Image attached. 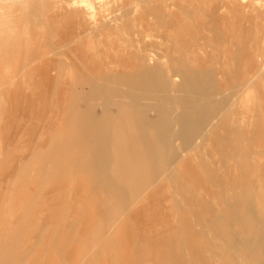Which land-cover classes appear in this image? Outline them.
I'll return each mask as SVG.
<instances>
[{
    "label": "rangeland",
    "instance_id": "1",
    "mask_svg": "<svg viewBox=\"0 0 264 264\" xmlns=\"http://www.w3.org/2000/svg\"><path fill=\"white\" fill-rule=\"evenodd\" d=\"M127 1L0 0V264H264V134L233 143L235 163L218 166L205 128L174 123L168 109L180 62L198 66V91L211 85L206 74L217 66L206 63H221L203 29L206 0ZM224 1L215 20L253 21V9L264 20V0ZM144 61L150 71L141 70ZM245 66L250 87L258 74L249 57ZM127 73L137 80L132 103L122 88ZM258 85L262 92L245 101L264 102V80ZM104 142L102 161L94 148ZM171 243L180 254L164 250Z\"/></svg>",
    "mask_w": 264,
    "mask_h": 264
},
{
    "label": "crops",
    "instance_id": "2",
    "mask_svg": "<svg viewBox=\"0 0 264 264\" xmlns=\"http://www.w3.org/2000/svg\"><path fill=\"white\" fill-rule=\"evenodd\" d=\"M194 1L196 0L191 1V4L192 3L198 4V0L197 2ZM205 3L207 4L205 6H208L206 11L208 16H207V20L205 21V25L203 26V29L205 30V36L208 40L207 44L208 45L210 44L208 49L212 54L215 53L216 56L218 55L221 57L220 60L221 63L219 62L206 63V69L216 64L217 66L216 68H214L215 72L213 69V71L212 70L207 71L206 74L207 75L206 78L210 79L211 85H207L206 87H204V89L203 87H200L204 91L201 90L198 91L197 85L195 84L196 78H198L199 76L198 66L196 64L185 65V64H181L180 62V66H177V68L173 69L174 73L171 76H174V78H181V81L179 82L181 84L179 86L178 84H176V86L175 85L173 86L174 87L173 93L175 94L174 101L172 103L173 107L169 106L168 109L175 110L176 113L174 112L175 114L173 119H175V122L177 124L182 125L187 123V125L189 126L199 125L201 128H205V131L207 130L206 131L207 134L205 133V136H209V138H211L212 140L211 159L215 163V165L223 166L225 164L224 161L227 158H229V162L234 159L233 161L235 163L237 155L233 153L234 151H236L233 143H237L239 148V143L246 142L249 139L245 137L246 135H251V134L258 135L260 138L262 135L261 130L259 131V129H262L263 119L260 118L264 117V103H262L261 100L258 102L256 101L247 102L245 101L246 98L244 95H246L247 93L260 94V92H262L259 89L260 87L258 83L263 81V77H264L262 73L263 71H261L264 68L263 59H262V57L264 56V21L261 19V17H259L260 14L259 15L256 14V12L259 13L256 9L255 10L253 9L250 11L251 13H248V14H252V17L253 14L257 16V17H253V21L238 20V21H227V23H225V21H221V19L215 20L214 13L215 12L220 13V10H222L227 3L225 4L224 0H221V2H219V0L218 1L206 0ZM168 6L169 8H171L170 5ZM125 26L126 29L130 31L132 24L131 23L129 24L126 21ZM129 35H131L130 32ZM251 56L252 59H250ZM246 57H249L250 63H254V72L257 73L259 76L258 78H260V80H256L254 82L255 85L247 87V89H246L247 85L244 84L246 82L245 77L247 76V75L244 76V72H246L245 70ZM126 67L127 69H130L129 66ZM141 67H142L141 70L144 71L149 66L148 65L146 66V63L144 61V64H142ZM148 70L150 71L151 69L148 68ZM168 76H170V74H168ZM235 76L237 77V80H234ZM125 77L126 78L123 80L125 82V86H122V88L123 89L125 88L124 92L126 93L127 101L130 100V102L132 103L134 87H135L134 74L127 73L125 74ZM131 79L133 81H131ZM186 79H190L191 81L193 79L194 82L188 84ZM215 79H217V81L218 79H220L221 84L219 83V81L218 84H216ZM224 82L226 84H224ZM143 86L144 84L140 86L142 90L139 92H142L144 94ZM183 86H185V88ZM182 87L183 89H181ZM202 92H205V95L208 96L206 97V100L204 102L201 101L202 102L201 103L198 100L199 96L197 95L198 93H202ZM164 93H169V91H166ZM182 94L183 95L186 94V95L183 96ZM235 95L238 96L236 97ZM214 97L217 99H214ZM197 102L198 105H196ZM217 102L220 104H218ZM189 108L191 110H189ZM205 110L208 111V113H206ZM199 112H201V114ZM205 115H207V117ZM194 119L196 120V122ZM256 122H260V123H256ZM177 140L182 141L181 138ZM227 142H229V145L227 144ZM259 142L261 143V141ZM226 144L227 146H225ZM226 147L227 150H230V153H227ZM259 148L261 147L259 146ZM177 153L178 151L174 152V165L178 163ZM186 162L190 163L189 165V167L191 168L190 173H195V170H193L194 162L191 159H188V161ZM175 166H178V164ZM181 166L182 164L180 163L179 168H181ZM248 172L253 173L254 171L247 170L246 173ZM166 238L168 239V237ZM163 247L164 250L171 249L174 250V252L177 254L181 253V246L179 244L173 245L171 243L169 246L166 247L163 246Z\"/></svg>",
    "mask_w": 264,
    "mask_h": 264
},
{
    "label": "bare ground",
    "instance_id": "3",
    "mask_svg": "<svg viewBox=\"0 0 264 264\" xmlns=\"http://www.w3.org/2000/svg\"><path fill=\"white\" fill-rule=\"evenodd\" d=\"M81 1H82V0H81ZM85 1H86V0H85ZM88 1H89V0H88ZM98 1H99V0H98ZM104 1H106V0H104ZM114 1H115V0H114ZM123 1H124V0H123ZM135 1H137V0H135ZM153 1H155V0H153ZM168 1H169V0H168ZM189 1H191V0H189ZM217 1H218V0H217ZM228 1H229V0H228ZM79 2H80V1H79ZM128 2H129V1H128ZM148 2H149V1H148ZM175 2H176V1H175ZM194 2H197V0L194 1ZM205 2H206V1H205ZM219 2H221V0H220ZM226 2H227V1H226ZM67 3H68V2H67ZM91 3H92V2H91ZM91 3H90V7H92V5H93V7H94V4L91 5ZM121 3H122V1H121ZM130 3H131V2H130ZM130 3H129V4H130ZM133 3H134V1H133ZM151 3H152V1H151ZM172 3H173V2H172ZM69 4L71 5V3H68V5H69ZM122 4H123V3H122ZM211 4H212V3H211ZM230 4H231V3H230ZM83 5H84V4H83ZM83 5H82V6H83ZM85 5H86V4H85ZM110 5H111V4H110ZM114 5H115V4H114ZM117 5H118V3H117ZM192 5H193V3H192ZM200 5H201V4H200ZM204 5H207V4L204 3ZM80 6H81V5H80ZM87 6H88V3H87ZM108 6H109V5H108ZM111 6H112V5H111ZM120 6H121V5H120ZM123 6H124V5H123ZM123 6H121V7H123ZM125 6H126V5H125ZM193 6H195V5H193ZM229 6H230V5H229ZM69 7H70V6H69ZM85 7H86V6H85ZM85 7H84V8H85ZM127 7H128V5H127ZM146 7H147V6H146ZM166 7H167V6H166ZM188 7H189V6H187V8H188ZM200 7H201V6H200ZM207 7H208V6H207ZM115 8H116V7H115ZM117 8H118V6H117ZM119 8H120V7H119ZM123 8H124V7H123ZM174 8H176V7H174ZM195 8H196V7H195ZM198 8H199V7H198ZM215 8H217V7H215ZM92 9H93V8H92ZM167 9H168V8H167ZM90 10H91V9H90ZM94 10H95V9H94ZM99 10H100V9H99ZM209 11H210V10H209ZM212 11H213V10H212ZM220 11H221V10H220ZM72 12H73V11H72ZM79 12H80V11H79ZM86 12H87V11H86ZM93 12H96V11H93ZM105 12H106V11H105ZM139 12H140V11H139ZM187 12H188V11H187ZM214 12H215V11H214ZM226 12H227V11H226ZM228 12H229V11H228ZM90 13H91V12H90ZM101 13H102V12H101ZM136 13H137V12H136ZM81 14H82V13H81ZM91 14H92V13H91ZM104 14H105V13H104ZM119 14H120V13H119ZM166 14H167V12H166ZM194 14H195V13H194ZM263 14H264V13H263ZM106 15H108V14L106 13ZM135 15H136V14H135ZM135 15H134V16H135ZM138 15H139V14H138ZM227 15H228V14H227ZM113 16H114V15H113ZM120 16H121V15H120ZM80 17H82V16H80ZM83 17H85V16H83ZM94 17H97V16L95 15ZM108 17H109V16H108ZM110 17H111V16H110ZM135 17H136V16H135ZM253 17H255V16H253ZM259 17H260V16H259ZM139 18H140V17H139ZM199 18H200V17H199ZM78 19H79V18H78ZM103 19H104V18H103ZM200 19H201V18H200ZM200 19H199V20H200ZM80 20H81V22H82V18H81ZM85 20H87V19H85ZM85 20L83 19V24H82V26H81L82 28H83L84 26L87 25V24L85 25V23H84ZM106 20H107V19H106ZM106 20H105V21H106ZM73 21H74V20H73ZM75 21H76V20H75ZM75 21H74L75 24L72 22V25H73V24L76 25V22H75ZM77 21H78V20H77ZM105 21H104V22H105ZM174 21H175V20H174ZM212 21H213V20H212ZM255 21H256V20H255ZM255 21H254V22H255ZM263 21H264V20H263ZM81 22H80V24H81ZM104 22H103V23H104ZM168 22H169V20H168ZM171 22H172V20H171ZM171 22H170V23H171ZM201 22H202V21H201ZM77 23H78V22H77ZM172 23H173V22H172ZM78 24H79V23H78ZM78 24H77V25H78ZM88 24H89V23H88ZM213 24H214V22H213ZM70 25H71V24H70ZM105 25H106V24H105ZM110 25H111V24H110ZM173 25H174V24H172V27H173ZM95 26H96V25H95ZM95 26H94V27H95ZM98 26H99V25H98ZM98 26H96L95 28H97ZM176 26H177V25H176ZM69 27H70V26H69ZM88 27H89V26H87V29H88ZM172 27H170V28L172 29ZM72 28H73V26H72ZM75 28H76V27H75ZM89 28H91V27H89ZM197 28H198V27H197ZM225 28H226V27H225ZM66 29H67V28H66ZM85 29H86V28H85ZM92 29H93V28H92ZM107 29H108V28H107ZM109 29H110V28H109ZM182 29H183V28H182ZM89 30H90V29H89ZM69 31H70V30H69ZM78 31H81V28H80V30L78 29ZM188 31H189V30H188ZM73 32H75V31H73ZM73 32L71 31L70 33H73ZM81 32H82V31H81ZM94 32H95V31H94ZM112 33H113V32H112ZM171 33H172V32H171ZM200 33H202V32H200ZM65 34H66V33H65ZM173 34H174V33H173ZM173 34H172V35H173ZM224 34H225V33H224ZM69 35H71V34H69ZM86 35H87V34H85V36H86ZM149 35H150V34H149ZM169 35H170V34H169ZM174 35H175V34H174ZM202 35H203V34H202ZM202 35H201V36H202ZM222 35H223V34H222ZM66 36H67V35H66ZM158 36H159V35H158ZM162 36H163V35H162ZM113 37H114V36H113ZM166 37H167V35H166ZM169 37H170V36H169ZM72 38H73V37H72ZM77 38H78V37H77ZM90 38H91V37H90ZM145 38H146V37H145ZM150 38H151V37H150ZM68 39H69V37H68ZM88 39H89V38H88ZM91 39H92V38H91ZM137 39H138V38H137ZM141 39H142V38H141ZM180 39H181V38H180ZM74 40L77 41V39H74ZM74 40H73V41H74ZM83 40H84V39H83ZM85 40H86V39H85ZM89 40H90V39H89ZM129 40H130V39H129ZM148 40H149V38H148ZM203 40H205V39H203ZM64 41H65V40H64ZM70 41H71V39H69V42H70ZM91 41H92V40H91ZM150 41H151V40H150ZM184 41H187V40H184ZM142 42H143V41H142ZM181 42H182V41H181ZM207 42H208V41H207ZM129 43H130V42H129ZM136 43H137V42H136ZM145 43L147 44V41H145ZM171 43H172V42H171ZM209 43H210V42H209ZM141 44H142V43H141ZM149 44H150V42H149ZM169 44H170V43H169ZM180 44H181V43H180ZM77 45H79V44H77ZM90 45H91V48H92V47H93L92 44H90ZM170 45H171V44H170ZM63 46H64V45H63ZM74 46H75V45H74ZM82 46L85 48V44L82 45ZM117 46H118V45H117ZM183 46H184V45H183ZM72 47H73V46H72ZM131 47H132V46H131ZM91 48H90V51H92ZM56 49H57V48H56ZM69 49H71V48L69 47ZM138 49H139V48H138ZM145 49H146V48H145ZM149 49H150V48H148V50H149ZM168 49H169V47H168ZM202 49H203V48H202ZM65 50H66V49H65ZM81 50H83V49H81ZM140 50H141V49H140ZM165 50H166V48H165ZM170 50H172V47H171ZM190 50H191V49H190ZM192 50H194V49H192ZM85 51H86V50H85ZM93 51H94V50H93ZM188 51H189V50H188ZM262 51H263V50H262ZM67 52H68V51H67ZM71 52H72V51H71ZM139 52H141V51H139ZM163 52H164V51H163ZM168 52H169V51H168ZM54 53H55V52H54ZM109 53H110V52H109ZM164 53H165V52H164ZM262 53H263V52H262ZM66 54H67V53H66ZM68 54H70V53H68ZM82 54H83V53H82ZM85 54H86V53H85ZM85 54H84V55H85ZM141 54H142V52H141ZM165 54H166V53H165ZM167 54H168V53H167ZM210 54H211V53H210ZM110 55H111V54H110ZM144 55H145V54H144ZM144 55H143V56H144ZM192 55H193V53H192ZM101 56H102V55H101ZM152 56H153V55H152ZM154 56H155V55H154ZM262 56H263V55H262ZM263 57H264V56H263ZM263 57H262V59H263ZM90 58H91V57H90ZM94 59H96V58H94ZM100 59H101V58H100ZM172 59H173V58H172ZM56 60H57V59H56ZM102 60H103V59H102ZM152 60H154V59H152ZM152 60H150V61H152ZM95 61H96V60H95ZM103 61H104V60H103ZM103 61H101V63H102ZM89 63H90V62H89ZM101 63H100V64H101ZM154 63H155V62H154ZM195 63H196V62H195ZM199 63H200V62H199ZM255 64H256V63H255ZM89 65H90V64H89ZM194 65H195V64H194ZM102 66H103V65H102ZM109 66H110V64H109ZM179 66H180V65H179ZM200 66H201V65H200ZM68 67H69V66H68ZM86 67L88 68L87 65H86ZM100 67H101V65H100ZM106 67H107V66H106ZM116 67H117V66H116ZM48 68H49V67H48ZM64 68H65V67H64ZM104 68H105V67H104ZM126 68H127V67H126ZM150 68H151V67H150ZM150 68H149V69H150ZM195 68H196V66H195ZM62 69H63V68H62ZM105 69H106V68H105ZM130 69H131V68H130ZM153 69H154V68H153ZM153 69H152V70H153ZM78 70H79V69H78ZM82 70H83V69H82ZM134 70H135V69H134ZM161 70H162V69H161ZM179 70H180V69H179ZM184 70H186V69H184ZM263 70H264V68H263ZM263 70H262V71H263ZM70 71H72V69H71ZM144 71H145V70H144ZM182 71H183V70H182ZM198 71H199V70H198ZM208 71H210V70H208ZM212 71H213V70H212ZM80 72H82V71H80ZM137 72H138V71H137ZM71 73H72V72H71ZM73 73H74V71H73ZM84 73H85V72H84ZM99 73H100V72H99ZM121 73H122V72H121ZM144 73H145V72H144ZM157 73H158V72H157ZM163 73H164V71H163ZM194 73H195V72H194ZM209 73H211V72H209ZM66 74H67V73H66ZM66 74H65V75H66ZM85 74H86V73H85ZM89 74H90V73H89ZM137 74H139V73H137ZM146 74L149 76L148 72H147ZM191 74H193V73H191ZM259 74H260V73H259ZM72 75H73V74H72ZM83 75H84V74H83ZM86 75H87V74H86ZM86 75H85V76H86ZM140 75H141V74H140ZM140 75H139V76H140ZM155 75H156V74H155ZM186 75H187V74H186ZM211 75H212V74H211ZM87 76H88V75H87ZM91 76H93V75H91ZM108 76H109V75H108ZM143 76H144V75H143ZM191 76H192V75H191ZM261 76H262V74H261ZM66 77H67V75H66ZM131 77H132V76H131ZM131 77H129V78H131ZM144 77H145V76H144ZM258 77H259V76H258ZM258 77H257V78H258ZM78 78H79V77H78ZM94 78H95V76H94ZM125 78H126V77H125ZM138 78H139V77H138ZM141 78H142V77H141ZM150 78H151V75H150V77L148 78V79H149V82H150ZM65 79H66V78H65ZM75 79H76V78H75ZM81 79H82V78H81ZM146 79H147V78H145V80H146ZM254 79H255V78H253V80H254ZM258 79L260 80V78H258ZM72 80H73V79H72ZM96 80H97V78H96ZM139 80H140V79H139ZM155 80H156V79H155ZM165 80H166V79H165ZM176 80H177V79H176ZM261 80H262V77H261ZM263 80H264V79H263ZM63 81H65V80H63ZM98 81H99V80H98ZM98 81H97V82H98ZM131 81H133V80L131 79ZM161 81H162V80H161ZM249 81H250V80H249ZM249 81H248V82H249ZM251 81H252V79H251ZM99 82H100V81H99ZM136 82H137V80L134 79V84H135V85L137 84ZM143 82H144V81H143ZM147 82H148V81H147ZM248 82H246V83H244V84H247ZM261 82H262V81H261ZM71 83H72V81H71ZM107 83H108V82H107ZM252 83H253V82H252ZM65 84H66V82H65ZM65 84H64V85H65ZM79 84H80V83H79ZM82 84H83V82H82ZM103 84H104V83H103ZM149 84H151V83H149ZM149 84H148V85H149ZM172 84H173V83H172ZM175 84H176V83H175ZM180 84H181V83H178V86H179ZM184 84H185V83H184ZM62 85H63V83H62ZM62 85H61V86H62ZM138 85H139V83H138ZM142 85H143V84H142ZM142 85H140V86H142ZM144 85L146 86L145 83H144ZM160 85H161V84H160ZM173 85H174V84H173ZM250 85H251V83H250ZM250 85H249V86H250ZM253 85H255V84H253ZM70 86H71V85H70ZM70 86H69V87H70ZM140 86H139V87H140ZM145 86H143V87H145ZM155 86H157V85H155ZM155 86H154V87H155ZM175 86H176V85H175ZM205 86H206V84H205ZM247 86H248V85H247ZM247 86H246V89H247ZM69 87H68V88H69ZM80 87H81V86H80ZM118 87H119V86H118ZM118 87H117V88H118ZM183 87L185 88V86H183ZM183 87H182L181 89H183ZM187 87H188V86H187ZM261 87H262V85H261ZM59 88H60V87H59ZM66 88H67V87H66ZM137 88H138V87H137ZM140 88H141V87H140ZM140 88H139V91H141ZM152 88H153V86H152ZM176 88H177V87H176ZM176 88H175V89H176ZM252 88H253V87H252ZM94 89H95V88H94ZM94 89H93V90H94ZM124 89H125V88H124ZM158 89H159V88H158ZM257 89H258V88H257ZM98 90H99V89H98ZM102 90H103V89H102ZM156 90H157V88H156ZM179 90H180V88H179ZM244 90H245V89H244ZM252 90H253V89H252ZM254 90H255V88H254ZM254 90H253V91H254ZM76 91H77V90H76ZM112 91H113V90H112ZM139 91H138V92H139ZM153 91H155V89H154ZM181 91H182V90H181ZM181 91H180V93H181ZM245 91H246V90H245ZM253 91H252V92H253ZM80 92H81V91H80ZM95 92H96V91H95ZM156 92H157V91H156ZM160 92H162V91H160ZM243 92H244V91H243ZM66 93H67V92H66ZM81 93H82V92H81ZM136 93H137V92H136ZM140 93H142V92H140ZM146 93H147V92H146ZM150 93H151V92H150ZM239 93H240V92H239ZM239 93H238V94H239ZM245 93H246V92H245ZM61 94H62V93H61ZM144 94H145V92H144ZM152 94H153V93H152ZM161 94H162V93H161ZM169 94H170V93H169ZM171 94H172V93H171ZM207 94H208V93H207ZM240 94H241V93H240ZM240 94H239V95H240ZM253 94H254V93H253ZM58 95H59V94H58ZM146 95H148V94H146ZM149 95H150V94H149ZM149 95H148V96H149ZM153 95H154V94H153ZM182 95H183V94H182ZM185 95H186V94H185ZM185 95H183V96H185ZM156 96H157V95H156ZM156 96H155V97H156ZM161 96H162V95H161ZM237 96H238V95H237ZM57 97H58V96H57ZM155 97H154V99H155ZM159 97H160V96H159ZM163 97H164V96H163ZM192 97H193V96H192ZM199 97L201 98V96H199ZM183 98H184V97H183ZM212 98H213V97H212ZM252 98H253V96H252ZM65 99H66V98H65ZM138 99H139V98H138ZM149 99H152V98H149ZM214 99H217V98L214 97ZM234 99H235V98H234ZM161 100H163V99H161ZM166 100H167V99H166ZM179 100H180V99H179ZM210 100H212V99H210ZM236 100H237V99H236ZM58 101H59V100H58ZM61 101H62V100H61ZM68 101H69V99H68ZM149 101H150V100H149ZM197 101H198V100H197ZM215 101H216V100H215ZM233 101H234V100H233ZM158 102H160V101H158ZM180 102H181V101H180ZM186 102H187V100H186ZM103 103H104V102H103ZM166 103H167V102H166ZM217 103H218V102H217ZM263 103H264V102H263ZM63 104H64V102H63ZM105 104H106V102H105ZM188 104H189V103H188ZM212 104H214V103H212ZM215 104H216V103H215ZM218 104H220V103H218ZM136 105H137V104H136ZM180 105H181V104H180ZM189 105H190V104H189ZM189 105H188V106H189ZM196 105H198V102H197ZM196 105H195V106H196ZM60 106H61V105H60ZM109 106H110V105H109ZM171 106H172V105H171ZM177 106H178V105H177ZM62 107H64V106H62ZM136 107H137V106H136ZM160 107H162V106L160 105ZM172 107H173V106H172ZM178 107H179V106H178ZM190 107H191V106H190ZM192 107H193V106H192ZM227 107H228V106H227ZM60 109H61V111L65 110V109L62 110V108H60ZM103 109H104V108H103ZM178 109H180V108H178ZM182 109H183V108H182ZM200 109H201V108H200ZM213 109H214V108H213ZM165 110H166V109H165ZM185 110H186V109H185ZM189 110H191V109L189 108ZM196 110H197V109H196ZM201 110H202V109H201ZM206 110H207V109H206ZM206 110H205V112L208 113V111H206ZM100 111H101V110H100ZM158 111H159V110H158ZM53 112H54V111H53ZM57 113H58V112H57ZM199 113L201 114V112H199ZM221 113H223V112H221ZM261 113H262V112H261ZM40 114H41V113H40ZM40 114H39V116H40ZM52 114H55V113H52ZM58 114H60L61 118L63 119V117H62L63 115H62V114H64V111H63V113H60V112H59ZM58 114H56V116H57ZM140 114H141V113H140ZM191 114H192V113H191ZM200 114H199V115H200ZM209 114H210V113H209ZM41 115H42V114H41ZM207 115H208V114H207ZM207 115H205V116L207 117ZM261 115H262V114H261ZM216 117H217V116H216ZM172 118H173V117H172ZM263 118H264V117H263ZM263 118H260V119H263ZM58 119H59V118H58ZM66 120H67V118H66ZM66 120H65V121H66ZM143 120H144V119H143ZM194 120H195V119H194ZM203 120H204V119H203ZM203 120H202V123H203ZM207 120H208V119H207ZM220 120H221V119H220ZM263 120H264V119H263ZM62 121H63V120H62ZM257 121H258V120H257ZM58 122H59V121H57V123H58ZM195 122H196V120H195ZM60 123H61V122H60ZM174 123H175V119H174ZM253 123H254V122H253ZM256 123H260V122H256ZM262 123H263V122H262ZM54 124H56V123H53V125H54ZM61 124H62V123H61ZM61 124H60V125H61ZM212 124H213V123H212ZM212 124H211V125H212ZM49 125H52V124L49 123ZM58 125H59V123H58ZM60 125H59V126H60ZM254 125H255V124H254ZM176 126H178V125L176 124ZM259 126H260V124H259ZM263 126H264V125H263ZM49 127H50V126H49ZM52 127H54V126H52ZM61 127H62V126H61ZM205 127H206V126H205ZM256 127H257V126H256ZM47 128H48V127H47ZM209 128H210V127H209ZM263 128H264V127H263ZM54 129H55V128H54ZM62 129H63V128H62ZM203 129H204V128H203ZM257 129H258V128H257ZM45 130H46V129H45ZM56 130H57V129H56ZM63 130H64V129H63ZM63 130H62V131H63ZM176 130H177V129H176ZM252 130H253V129H252ZM260 130H261V129H259V131H260ZM263 130H264V129H263ZM58 131H59V129H58ZM204 131H205V130H204ZM206 131H207V130H206ZM206 131H205V132H206ZM107 132H108L107 129H105V128H101V129L99 130L100 138L105 139V137H106V135H107ZM176 132H177V131H176ZM199 132H200V131H199ZM262 132H263V131H262ZM58 133H60V132H58ZM65 133H66V132H65ZM110 133H112V132H110ZM259 133H260V132H259ZM62 134H63V133H62ZM202 134H203V133H202ZM206 134H207V133H206ZM262 134H264V132H263ZM41 136H42V135H41ZM43 136H44V135H43ZM172 136H173V134H172ZM211 136H212V135H211ZM211 136H210V137H211ZM49 137H50V138H49V140H50L52 136H49ZM203 137H204V134H203ZM205 137H206V136H205ZM205 137H204V138H205ZM42 138H43V137H42ZM45 138H46V136H45ZM172 138H173V137H172ZM191 139H192V138H191ZM201 139H202V138H201ZM199 140H200V139H199ZM202 140H204V139H202ZM202 140H201V141H202ZM41 141H42V139H41ZM174 142H175V141H174ZM176 142H177V141H176ZM198 142H199V141H198ZM198 142H197V143H198ZM257 142H259V141H257ZM262 142H263V141H262ZM40 143H41V142H40ZM89 143H90V142H89ZM199 143H200V142H199ZM46 144H47V143H46ZM46 144H45V145H46ZM48 144H49V142H48ZM80 144H81V143H80ZM172 144H173V143H172ZM178 144H179V142H178ZM189 144H191V142H189ZM176 145H177V144H176ZM209 145H210V144H209ZM222 145H224V144H222ZM147 146H148V148H147L148 151L146 152V156H150V157H152V156H153V155H152V154H153V149L151 148L152 146H150L149 144H148ZM172 146H173V145H172ZM262 146H263V145H262ZM137 147H138V146H137ZM170 147H171V146H170ZM188 147H189V146H188ZM250 147H251V146H250ZM179 148H180V147H179ZM182 148H183V147H182ZM192 148H193V147H192ZM201 148H202V147H201ZM256 148H257V147H256ZM261 148H262V147H261ZM45 149H46V147H45ZM45 149H44V150H45ZM94 149H96V151H100V152H101V153H100V159H101L102 161H104V160L106 159V158H104L105 156H108V157H109V152H108V155L103 153L105 150H109V149H110V148H109V143L104 142V143H102L101 145L95 147ZM145 149H146V147H145ZM193 149H194V148H193ZM254 149H255V148H254ZM171 150H172V149H171ZM171 150H170V151H171ZM191 150H192V149H191ZM218 150H219V149H218ZM188 151H189V150H188ZM192 151H193V150H192ZM257 151H258V150H257ZM53 152H54V151H53ZM176 152H177V151H176ZM190 152H191V151H190ZM190 152H189V153H190ZM259 152H260V151H259ZM56 153H57V150H56ZM171 153H172V152H171ZM173 153H174V152H173ZM193 153H194V152H193ZM193 153H191V154H193ZM215 153H216V152H215ZM52 154H54V153H52ZM52 154H51V155H52ZM177 154H178V153H177ZM184 154H185V153H184ZM187 154H188V153H187ZM185 155H186V154H185ZM200 155H201V154H200ZM216 155H217V154H216ZM255 155H256V154H255ZM53 156H54V155H53ZM171 156H172V155H171ZM171 156H170V157H171ZM173 156H174V155H173ZM108 157H107V158H108ZM182 157H183V155H182ZM182 157H181V158H182ZM193 157H194V156H193ZM195 157H196V156H195ZM227 157H228V155H227ZM74 158H75V157H74ZM74 158H73V159H74ZM147 158H148V157H147ZM155 158H156V157H155ZM172 158H173V157H172ZM181 158H180V159H181ZM186 158H187V156L185 157V159H186ZM195 159H196V158H195ZM170 160H171V159H170ZM170 160H169V162H170ZM172 160H173V159H172ZM183 160H184V159H183ZM186 160H187V159H186ZM233 160H234V159H233ZM107 161H108V160H107ZM175 161H176V160H175ZM90 162H91V161H90ZM169 162H168V163H169ZM179 162H180V161H178V163H179ZM182 162H183V161H182ZM233 162H234V161H233ZM178 163H176L175 165H177ZM199 164H200V163H199ZM200 165H201V164H200ZM245 165H246V164H245ZM168 166H169V165H168ZM171 166H172V165H170V167H171ZM231 166H232V165H231ZM94 167H95V166H94ZM163 167H164V166H163ZM172 167H173V166H172ZM181 167H182V166H181ZM184 167H185V166H184ZM202 167H203V166H202ZM254 167H255V166H254ZM156 168H157V167H156ZM173 168H175V167H173ZM173 168H172V169H173ZM189 168H190V167H189ZM196 168H197V167H196ZM41 169H42V168H41ZM72 169H73V168H72ZM168 169L170 170L169 167H168ZM175 169H176V168H175ZM202 169H203V168H202ZM224 170H225V169H224ZM162 171H163V170H162ZM221 171H222V170H221ZM256 171H257V169H256ZM174 172H175V171H174ZM201 172H202V171H201ZM152 173H153V172H152ZM167 173H168V172H167ZM209 173H210V172H209ZM223 173H224V172H223ZM156 174H157V173H156ZM178 174H179V173H178ZM210 174H211V173H210ZM221 174H222V173H221ZM241 174H242V173H241ZM248 174H252V173H251V172H248ZM161 175H162V174H161ZM235 176H236V173H235L234 176H232V177L234 178ZM256 176H257V175H256ZM161 177H163V176H161ZM249 177H250V175H249ZM181 178H182V177H181ZM165 179H166V178H165ZM159 180H160V179H159ZM250 180H251V179H248L246 176H243V184H244V185H246V186H251ZM35 182H36V181H35ZM187 183H189V182H187ZM34 184H35V183H34ZM36 184H38V183H36ZM259 184H260V183H259ZM213 186H214V185H213ZM221 186H222V185H221ZM255 187H256V184H255ZM225 188H226V187H225ZM30 189H31V188H30ZM221 189H222V188H221ZM216 190H217V189H216ZM249 191H250V190H249ZM255 191H256V190H255ZM217 192H218V191H217ZM225 193H226V192H225ZM219 194H220V193H219ZM217 196H218V195H217ZM215 197H216V196H215ZM235 198H236V197H235ZM246 198H247V197H246ZM211 199H212V198H211ZM247 199H248V198H247ZM222 200L224 201V199H222ZM236 200H237V199H236ZM254 201H255V200H254ZM217 204H218V203H217ZM238 204H239V203H238ZM241 204H242V203H241ZM254 205H255V204H254ZM210 208H211V207H210ZM218 208H219V207H218ZM215 209H216V208H215ZM254 210H255V209H254ZM220 211H221V209H220ZM260 211H261V210H260ZM211 212H212V211H211ZM216 212H217V210H216ZM222 213H223V212H222ZM255 213H256V212H255ZM218 214H219V213H218ZM236 217H237V216H236ZM249 217H250V216H249ZM249 217H248V218H249ZM229 218H230V217H229ZM254 219H255V218H254ZM249 223H250V221H249ZM253 223H254V222H253ZM250 224H251V223H250ZM232 226H233V225H232ZM233 227H234V226H233ZM263 227H264V226H263ZM190 228H192V227H190ZM231 228H232V227H231ZM249 229H250V228H249ZM245 231H246V230H245ZM192 232H193V231H192ZM192 232H191V233H192ZM242 232H243V231H242ZM253 232H254V231H253ZM246 233H247V232H246ZM248 233H249V231H248ZM254 233H255V232H254ZM263 233H264V232H263ZM196 235H197V234H196ZM239 235H240V234H239ZM246 235H247V234H246ZM254 235H255V234H254ZM232 237H233V236H232ZM257 237H258V236H257ZM259 239H260V238H259ZM244 241H246V239H245ZM250 242H252V241L250 240ZM247 243H248V242H247ZM248 246H249V245H248ZM233 249H234V248H233ZM198 260H199V259H198Z\"/></svg>",
    "mask_w": 264,
    "mask_h": 264
}]
</instances>
